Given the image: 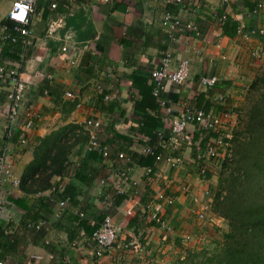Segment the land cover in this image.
Returning a JSON list of instances; mask_svg holds the SVG:
<instances>
[{
    "label": "crops",
    "instance_id": "0c3cea01",
    "mask_svg": "<svg viewBox=\"0 0 264 264\" xmlns=\"http://www.w3.org/2000/svg\"><path fill=\"white\" fill-rule=\"evenodd\" d=\"M53 1L56 6L50 8ZM254 2L200 0L194 7L191 0L36 1L27 24L28 44L19 34L15 42L0 41V65L18 67L30 76L22 106L34 112L24 143L16 142L17 134L13 137L11 172L18 186L5 185L9 204L0 217V264H167L189 246V237L199 236V225L212 226L216 215L210 217L207 211L199 219L196 212L201 201L211 200L202 191L214 184V163H209V178L197 172L186 147L160 146L161 156L181 152L180 165L170 167L161 157L151 168L142 166L139 144L127 145L118 136L141 138L132 128L142 116L156 115L158 129L170 138L168 115L150 96L149 72L165 52L170 54L167 70L180 59L189 63L186 80L179 85L166 82L161 94L173 112L195 106L215 111L218 95L225 110L236 112L250 81L264 69V35H226L219 17L226 14L243 31L264 28V9L253 12ZM166 14L180 25L172 33L161 24ZM55 18L63 23L47 34L46 25ZM185 23L196 29L183 27ZM201 76L214 77L215 88L198 97L204 90L198 84ZM4 88L0 81V143L7 112ZM88 117L99 119L97 139L109 145L112 158L87 159L88 133L81 128L77 142L68 148L67 170L50 176L48 188L24 192L19 177L39 139L67 123L81 126ZM184 132L194 143L193 122ZM117 152L136 155L119 159ZM65 185L71 194L59 199L55 189ZM120 189L128 192L115 202L113 191ZM157 192L163 199L155 198ZM105 216L117 229L116 243L97 255L90 235Z\"/></svg>",
    "mask_w": 264,
    "mask_h": 264
},
{
    "label": "trees",
    "instance_id": "16d2710c",
    "mask_svg": "<svg viewBox=\"0 0 264 264\" xmlns=\"http://www.w3.org/2000/svg\"><path fill=\"white\" fill-rule=\"evenodd\" d=\"M2 23L7 27L13 25L7 17L0 22ZM220 25L226 35L236 32V22L226 14ZM11 35L16 37L18 33L11 31ZM214 88L215 82L211 87L201 91L198 97L202 93L212 94ZM150 96L155 98L151 89ZM214 106L217 111L225 110L224 103L218 100ZM195 107L203 111L211 110L208 107ZM159 125L156 115L142 116L132 128L138 137L142 135L141 138L118 136L127 145L136 142L139 146L147 145L150 148L149 153H137L138 162L142 166L153 167L158 155L161 154L162 148L157 145L156 134ZM81 131V126H68L67 123L41 137L33 150L32 160L24 167L19 177L20 188L24 192L42 190L48 188L47 181L50 176L63 174L69 165L66 158L68 148L77 142L76 135ZM211 136L215 134L199 130L195 132V139L192 141L198 142L201 146ZM123 154L126 158L136 155L132 152ZM109 157L111 156L108 155L106 158ZM100 158L103 157L99 153L89 151L87 159ZM196 162L198 169L205 167V176L212 177L213 173L210 176L206 173L208 161ZM212 178L214 184L208 187L211 194L208 212L222 217L227 229L221 234L220 241L194 250L189 249V246L184 247L171 257L167 264H264V69L255 74L245 90L241 105L236 111L235 124L230 130L225 154L216 165ZM113 192L117 194L115 202H118L126 197L128 191ZM55 193L59 199L69 196L71 194L69 185L55 189ZM132 242L134 243V240Z\"/></svg>",
    "mask_w": 264,
    "mask_h": 264
},
{
    "label": "built area",
    "instance_id": "2783aa9c",
    "mask_svg": "<svg viewBox=\"0 0 264 264\" xmlns=\"http://www.w3.org/2000/svg\"><path fill=\"white\" fill-rule=\"evenodd\" d=\"M37 0H10L9 6L6 11V17L13 25L7 27L5 24H0V40L1 41H14L15 37L11 35V31L18 33L24 44H28L27 37L29 35L28 22L31 13L33 12L34 5ZM108 1V0H100ZM166 3L181 4L188 0H162ZM226 2L227 0H220ZM194 7L200 6V0H191ZM56 3L50 2L49 7L55 8ZM264 9V0H255L253 5V12H257ZM22 17V18H21ZM224 19V14L219 17V20ZM63 21L61 18H55L48 21L46 25V33L52 34L58 27L62 25ZM162 26L168 30L169 33L174 32L180 26L176 19H172L170 15L166 14L161 22ZM187 29H196L194 25L185 23L183 26ZM237 34H257L264 35V28L248 29L243 31L242 27H236ZM62 51H66V46H61ZM170 60V54L168 52L163 53L160 57L158 64L149 72L151 79V93L156 98L158 105L162 108L163 112L168 115L170 138L164 137L161 130L157 131V145L162 148L174 147L175 149H181L186 147L190 155L195 160H204L209 163L218 165L225 154V149L230 139V130L235 124L236 112L233 110H220V111H203L201 109H189L187 107L173 112L171 108L166 104L165 99L162 97V91L165 83H173L179 85L183 83L188 74V60L180 59L177 61L175 67L171 70H167V64ZM0 81L1 84L5 85L4 98L7 101V112L5 124L3 125V140L0 143V217L4 216L9 201L5 197V185L8 183L12 188L18 186V179L12 175L11 172V157L10 152L13 147V137L17 134L16 142L22 144L25 141V132L33 127L34 112L24 108L22 101L24 100L25 94L31 84L30 76L24 71L17 68H10L3 64L0 65ZM215 82V78L212 76H201L198 80L200 88L206 89L211 87ZM67 97H71V94L66 92L64 94ZM108 96H104L107 99ZM217 100L222 102V97L218 95ZM19 121L20 125L15 126L16 122ZM194 123L195 132L210 131L215 134L211 136L203 144L191 143L190 139L185 135V128L188 123ZM81 128L88 133V149L95 151L106 158L109 155V147L106 143H102L97 139V134L102 130L99 119L85 118L81 123ZM139 154H146L150 152V148L147 145L139 147ZM119 159H127L122 152L116 154ZM162 159L170 167H176L182 162L181 152L175 155L165 154L164 156L158 155L157 159ZM205 167L198 169L199 174L204 173ZM123 189H120L122 192ZM209 189L206 187L202 194L208 195ZM164 195L162 192L155 194L156 199H163ZM167 199V198H166ZM167 201H171L167 199ZM208 210V201H201L200 209L196 212L199 219H203ZM154 221L157 223H163L161 220L152 216ZM35 227H39V223L35 224ZM117 229L112 223L109 216L103 217L99 226L93 230L90 235L91 241L97 247V255L106 251L113 244L116 243Z\"/></svg>",
    "mask_w": 264,
    "mask_h": 264
},
{
    "label": "rangeland",
    "instance_id": "374dc122",
    "mask_svg": "<svg viewBox=\"0 0 264 264\" xmlns=\"http://www.w3.org/2000/svg\"><path fill=\"white\" fill-rule=\"evenodd\" d=\"M9 1L10 0L0 1V22L6 17V11L8 8ZM211 216L214 215L211 214L210 217ZM199 227H201L199 236L196 235L197 237H189V239L186 240V242L189 245L188 247L189 249L194 250V249L202 248L204 246L213 245V243L220 241L221 234L227 229L225 220H223L222 217H218V216L215 218L214 222H212V226L199 225Z\"/></svg>",
    "mask_w": 264,
    "mask_h": 264
},
{
    "label": "snow or ice",
    "instance_id": "6c2138e0",
    "mask_svg": "<svg viewBox=\"0 0 264 264\" xmlns=\"http://www.w3.org/2000/svg\"><path fill=\"white\" fill-rule=\"evenodd\" d=\"M22 18V17H21Z\"/></svg>",
    "mask_w": 264,
    "mask_h": 264
}]
</instances>
